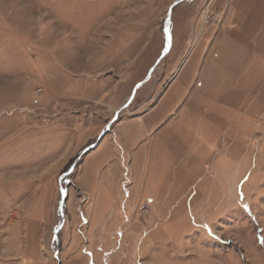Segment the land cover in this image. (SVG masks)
I'll return each mask as SVG.
<instances>
[{
    "label": "rangeland",
    "instance_id": "374dc122",
    "mask_svg": "<svg viewBox=\"0 0 264 264\" xmlns=\"http://www.w3.org/2000/svg\"><path fill=\"white\" fill-rule=\"evenodd\" d=\"M0 264H264V0H0Z\"/></svg>",
    "mask_w": 264,
    "mask_h": 264
},
{
    "label": "crops",
    "instance_id": "0c3cea01",
    "mask_svg": "<svg viewBox=\"0 0 264 264\" xmlns=\"http://www.w3.org/2000/svg\"><path fill=\"white\" fill-rule=\"evenodd\" d=\"M156 111L155 107L151 110H148L147 112H143L139 115H136V119L133 120V118L127 119L126 121H123L121 124L117 125L115 128H113L114 132H112L110 134V137L107 139L106 144L109 145L111 144L113 141V138H115L116 142H113V144L115 143L116 150H119V152L121 153V155L125 156L126 153H130V151L133 150V146L130 145L132 141H134V137L135 136V132L133 134H131L128 131V127H136V125L138 126V128H133L134 131L137 130L139 131L138 135L143 134H148L151 131V127H152V123H150V119L152 118V116L154 115V112ZM155 120V119H154ZM141 122L143 123V125H139L138 123ZM148 122V123H147ZM135 125V126H134ZM143 128V129H142ZM136 131V133H137ZM112 146V145H110ZM119 148V149H118ZM122 157V156H121Z\"/></svg>",
    "mask_w": 264,
    "mask_h": 264
},
{
    "label": "water",
    "instance_id": "95a60500",
    "mask_svg": "<svg viewBox=\"0 0 264 264\" xmlns=\"http://www.w3.org/2000/svg\"><path fill=\"white\" fill-rule=\"evenodd\" d=\"M179 4H180V1L174 3V5L171 7L170 15H171V13H172L174 7L177 6V5H179ZM165 31H166V34H168L167 28H165ZM145 83H146V81H144L143 83H141V84H139V85H137V86L135 87V90L133 91V93H132L130 99H129V100L127 101V103H126L124 106H122V107L120 108V110L117 112V115H116V117H115L113 123H115V122L118 120V117H119V115H120V112L123 111V110H125L126 108H128V107L130 106V104L134 101V99H135V98H134V97H135V92L137 91V88H139L140 86H143ZM113 123H112V124H113ZM112 124H109V125L107 126V128L105 129V132L100 136V138L98 139L97 143H96L94 146L90 147L89 149L85 150V151L81 154V157L86 156L88 153H90V151H92V150H94V149H96V148L98 147L99 142L105 137L106 133H108V131H109V127H110ZM61 190H62V194H63L64 191H63V189H61ZM64 200H65V197H63V199H62V201H61V204H60V207H59V209H60V211H61L63 217H65L64 209H63V203H64ZM60 230H61V228L58 229L57 233H58Z\"/></svg>",
    "mask_w": 264,
    "mask_h": 264
},
{
    "label": "built area",
    "instance_id": "2783aa9c",
    "mask_svg": "<svg viewBox=\"0 0 264 264\" xmlns=\"http://www.w3.org/2000/svg\"><path fill=\"white\" fill-rule=\"evenodd\" d=\"M207 19L205 20V24H210L211 22H213L214 20H217L218 18H216L215 16L213 17V15L209 16L207 15L206 17Z\"/></svg>",
    "mask_w": 264,
    "mask_h": 264
},
{
    "label": "bare ground",
    "instance_id": "6f19581e",
    "mask_svg": "<svg viewBox=\"0 0 264 264\" xmlns=\"http://www.w3.org/2000/svg\"><path fill=\"white\" fill-rule=\"evenodd\" d=\"M106 136V135H105Z\"/></svg>",
    "mask_w": 264,
    "mask_h": 264
},
{
    "label": "flooded vegetation",
    "instance_id": "af4514ba",
    "mask_svg": "<svg viewBox=\"0 0 264 264\" xmlns=\"http://www.w3.org/2000/svg\"><path fill=\"white\" fill-rule=\"evenodd\" d=\"M119 118V117H118Z\"/></svg>",
    "mask_w": 264,
    "mask_h": 264
}]
</instances>
